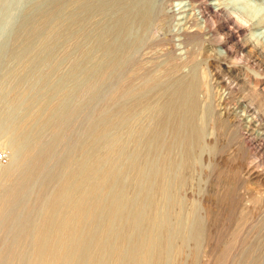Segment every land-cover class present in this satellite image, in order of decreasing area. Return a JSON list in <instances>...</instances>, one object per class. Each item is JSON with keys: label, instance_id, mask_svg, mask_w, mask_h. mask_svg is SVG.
<instances>
[{"label": "bare ground", "instance_id": "obj_1", "mask_svg": "<svg viewBox=\"0 0 264 264\" xmlns=\"http://www.w3.org/2000/svg\"><path fill=\"white\" fill-rule=\"evenodd\" d=\"M64 1L40 3L17 30L19 48L9 51L15 60L38 54L20 72L7 71L19 83L38 82L0 112L10 151L0 187V264H173L199 236L198 216L180 195L207 149L196 88L181 75L125 84L157 0H77L62 24ZM226 3L209 0L208 8L217 13ZM250 3L237 0V7ZM65 33L77 39L69 69L58 74L56 63L40 72ZM7 76L0 74V87ZM81 115L87 125L72 142L64 127Z\"/></svg>", "mask_w": 264, "mask_h": 264}, {"label": "rangeland", "instance_id": "obj_2", "mask_svg": "<svg viewBox=\"0 0 264 264\" xmlns=\"http://www.w3.org/2000/svg\"><path fill=\"white\" fill-rule=\"evenodd\" d=\"M43 1L0 0L2 78L39 57L31 52L18 61L9 51L19 48L22 35L17 30ZM157 1L145 45L124 71L125 84L153 75L162 80L176 75L187 78L196 88L195 115L204 126L207 147L185 174L180 190L186 210L194 209L198 216L199 236L174 256L173 264H264V48L249 41L250 29L226 13L230 9L215 13L208 8L209 0ZM76 8L77 0H65L58 22L67 23ZM255 27L251 31L257 32ZM71 28L74 33L76 26ZM76 41L65 33L51 58L41 61L40 72L47 73L58 63V74L65 73L75 59ZM37 82V76L19 83L8 75L0 87L4 95H0V112L14 94ZM118 88L111 87L110 93ZM102 105L93 107L95 117ZM140 121L146 123V115ZM86 125L82 115L69 122L64 127L66 138L75 142ZM45 138H50L49 131ZM8 139V133H0V148L8 155L7 162L0 164V187L10 162L4 145ZM63 150V145L57 147L58 152Z\"/></svg>", "mask_w": 264, "mask_h": 264}, {"label": "clouds", "instance_id": "obj_3", "mask_svg": "<svg viewBox=\"0 0 264 264\" xmlns=\"http://www.w3.org/2000/svg\"><path fill=\"white\" fill-rule=\"evenodd\" d=\"M225 9H232L231 15L238 19V22H242L249 27V41L255 46H264V28L256 34L251 31V26L264 25V0H260L259 3L256 0H252V3L245 4L243 8L237 7V0H228L227 7Z\"/></svg>", "mask_w": 264, "mask_h": 264}, {"label": "built area", "instance_id": "obj_4", "mask_svg": "<svg viewBox=\"0 0 264 264\" xmlns=\"http://www.w3.org/2000/svg\"><path fill=\"white\" fill-rule=\"evenodd\" d=\"M7 159V153L3 148H0V164L4 163Z\"/></svg>", "mask_w": 264, "mask_h": 264}]
</instances>
